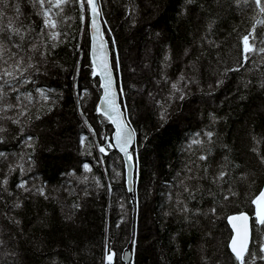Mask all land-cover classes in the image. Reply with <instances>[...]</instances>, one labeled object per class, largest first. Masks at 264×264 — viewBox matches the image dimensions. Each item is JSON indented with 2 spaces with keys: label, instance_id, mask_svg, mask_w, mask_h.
Returning <instances> with one entry per match:
<instances>
[{
  "label": "trees",
  "instance_id": "obj_1",
  "mask_svg": "<svg viewBox=\"0 0 264 264\" xmlns=\"http://www.w3.org/2000/svg\"><path fill=\"white\" fill-rule=\"evenodd\" d=\"M19 3L24 13L21 20L26 16L38 21L26 0ZM100 4L111 54L118 60L116 73L123 93L122 103L128 110L132 127L137 130L134 159L138 172L134 195L131 197L126 185L122 186L126 172L122 156L115 149L104 157V165L96 162L100 154L95 145L101 139L92 137L83 119L93 125V130L111 133L114 128L95 110L102 90L98 77L90 75L89 34L79 22L78 6L68 7L62 15L54 16L60 36L56 47L50 49L51 55L47 56L41 73L35 77L36 83L29 82L20 89L21 93L32 94L30 104L21 97L30 114L35 115L38 109L46 112L51 102L40 99L36 87L45 89V94L56 100L55 107L31 124L15 125L9 120H0L7 128L0 133L6 137L0 142V151H21L22 137L16 136L21 126L25 127L24 135L33 137L34 164L23 178L28 180V186H43L48 197L34 193L23 201L22 209L14 210L13 216L21 221L19 227L9 222L4 201H0V240L4 241L0 244V264H49V257L62 259L69 252L75 258L74 264H102L105 244L114 253L112 264H126L123 253L131 246L134 257L130 264H232L226 247L232 233L226 218L237 211L254 215L250 201L262 187L264 170H257L250 180L239 179L237 171L233 194L227 200L222 198L223 194L217 197L215 218L209 222L201 217L192 227L174 215H165L175 200L174 194L172 202L167 200V186L181 173L186 156H191L182 151L190 136L207 130L204 126L209 123L210 111L221 117L215 125L219 141L213 150L214 156L227 144L234 147L230 159L238 157L252 168L256 154L251 148L256 147L264 154V90L260 86L264 72L257 70L264 62V53L254 54L243 62L239 71L230 72L224 85L211 96H203L197 84L190 85L191 94L169 108L163 127H159V107L155 101L167 95L171 82L181 72L199 82L207 92V82L215 80L217 69L237 63L239 36L256 23L253 35L259 42L264 25L257 23L255 13L243 0L239 7L233 0H207L204 9L196 7L187 16L178 15L183 0H100ZM133 6L135 13L131 11ZM209 15L216 18L210 39L218 46L201 47L198 37L203 34L205 18ZM130 16H134L135 26ZM185 48L189 50L188 55H184ZM165 54L170 60L167 66L162 63ZM162 68L168 77L167 84L161 79ZM247 80L253 81V90L243 87ZM14 99L15 94H11L9 101ZM15 111L12 109L7 115ZM80 111L86 113L84 118ZM146 133L148 140L143 138ZM253 135L258 143L251 139ZM80 136L86 137L83 149ZM89 143L91 148L87 147ZM193 149L198 154L197 146ZM89 151L92 155L87 154ZM15 159L9 157V161ZM5 163H0V169ZM83 163H89L92 171L85 172ZM113 168L120 173L119 178L104 179L105 172L109 177L113 175ZM84 176L88 177L87 181ZM93 176L105 187L97 188ZM19 179L17 169L9 178L10 190H15L14 182ZM108 183L113 186L111 196L106 190ZM15 191L21 199L27 195ZM210 199L206 196L201 207L206 208ZM77 203L81 205L79 208L75 207ZM120 203L124 204L123 209ZM259 239H264V226L253 219L251 251L257 250ZM33 245H39L42 250L35 251ZM57 252L59 257L55 256ZM255 264L261 262L257 260Z\"/></svg>",
  "mask_w": 264,
  "mask_h": 264
},
{
  "label": "snow or ice",
  "instance_id": "obj_2",
  "mask_svg": "<svg viewBox=\"0 0 264 264\" xmlns=\"http://www.w3.org/2000/svg\"><path fill=\"white\" fill-rule=\"evenodd\" d=\"M26 2L33 9V14L38 17V21L29 20L26 16L24 20H21L24 13L21 10L19 0H0V112L5 113V115H0V120H9L15 125L31 124L33 120H40L42 115L53 110L56 100L45 94V89L36 87L35 92L39 95V98L45 102L50 100L51 102L47 104L46 112H41L38 109L35 115L30 114V109L24 105L21 97L23 96L30 104L32 94L28 92L21 93L20 89L29 82L32 84L36 83L35 77L41 73L47 56L51 55L50 49L56 47L60 32L58 31V21L54 19V16L62 15L68 7L75 8L78 6L79 22L85 26V31L91 33L90 75L99 77V86L103 89V94L99 97L100 102L96 104L95 110L102 117L107 118L114 127V131L111 133L100 132L93 130V125L86 118L83 119V123L87 126L92 137L100 136L101 139V142L95 145L100 154L96 162L98 165H104L106 162L104 157L107 156L109 151L115 149L122 154L125 170L132 167V162H134L135 158L133 144L137 136V130L132 127L130 116L126 115L128 110L126 108L122 110L117 102L114 84L117 91L123 94L122 89L119 88L118 83L115 81V73L119 65L118 60L113 59L110 62L109 52L105 50V39L98 25L101 11L97 0H54V2L53 0H26ZM206 2L207 0H183L178 15L187 16L189 13H193L196 7L204 9ZM233 4L239 7L241 0H233ZM243 4L251 8L255 13L254 18L257 23L264 25V0H243ZM9 11H11V15H9ZM131 11L135 13L136 7H131ZM207 11L211 13V9H207ZM125 14L128 15L129 13L126 12ZM130 20L131 24L135 26L136 20L134 16H130ZM215 23L216 18L214 15H209L205 18L203 34L198 37L201 47L204 44L210 47L218 46L215 41L210 39L214 34ZM256 26L257 24L253 23L251 30L239 36V59L237 63L233 67H224L222 70L217 69L215 80L207 82V92H204L203 87L195 79L186 78L183 72L175 81L171 82L167 95L162 97L161 100L155 101L159 107V127H163L167 122L169 108L177 101H184L191 94L190 85L197 84V88L203 96H211L224 85L230 72L239 71L243 67V62L249 61L254 54L264 53V35L259 38V42L257 37L253 35V30H255ZM157 35L159 34L157 33ZM194 42L196 41L194 40ZM188 54L189 50L185 48L184 55ZM162 63L164 66L170 63L167 54H165ZM189 63L193 62L190 61ZM257 70L264 72V62L259 64ZM161 79L166 84L168 83V77L164 74L163 68L161 69ZM181 81L184 82L183 86H181ZM260 86L264 90V79L261 80ZM243 87L247 90H253V81H245ZM11 94H15L14 102L9 101ZM76 104L79 109V98ZM12 109L17 111L13 112L12 115H7ZM80 115L84 118L86 113L80 111ZM21 117L24 119L21 120ZM207 118L209 123L204 126L207 130L197 133L195 136H190L187 145L184 146L182 151L191 153V156H186V162L181 173H177L172 185L167 186V191L169 192L167 200L172 202L173 194L175 195V200L174 203L169 204V210L165 212V215H174L178 219L183 220L189 227L194 226L201 217L209 220V222L215 218L217 214V197L223 194L222 198L227 200L228 196L233 194L232 187L237 180V171L239 172V179L250 180L256 175L257 170H264V154H260L256 147L251 148V151L256 154V164L252 168L248 167L247 161L238 157L230 159L234 147H230L227 144H223L221 152L214 156L213 150L217 147V142L219 141V133L215 131V125L221 117L210 111L207 113ZM6 131L7 128L0 124V133ZM24 133L25 127H19L16 133V136L22 137L19 140L21 145L19 153L0 151V163L7 161L3 169H0V193L4 194L0 195V201H4L5 214L9 222L17 227H19L21 221L16 216H13L12 213L16 209L23 208L24 200L34 193H38L45 199L48 198L43 186H36L35 184L28 186V180L23 178L32 169L34 164L33 153L35 151L32 143L33 137L30 134L24 135ZM109 135L111 137L110 140ZM143 138L148 140L149 134L146 133ZM251 139L258 143L255 135ZM5 140L6 137L0 135V142ZM85 141L86 137L80 136L81 149L85 148ZM193 146H197L198 154L194 151ZM87 147L91 148L92 144L89 143ZM25 149L31 151H25ZM87 154L92 155V152L89 151ZM10 156L16 157V159L9 161ZM82 168L85 172L92 171L89 163H83ZM17 169L21 179L18 182H14V188L22 193H27L23 199L16 195L15 190H10L9 178ZM119 176L120 173L115 168H113L111 177L108 176L107 172L103 174V178L106 180H117ZM83 179L87 181L88 177L84 176ZM92 179L95 181L97 188L105 187L97 177L93 176ZM124 185H126L129 193L133 191L131 178H126L122 186ZM106 190L111 196L113 193L111 183L106 185ZM206 196L211 197V199L207 201L206 208L201 207ZM250 203L254 206L255 223L264 226V188L259 189V194L254 196ZM80 206L79 203L75 205L76 208ZM119 206L121 209L124 208L123 203H120ZM66 219H71V217H66ZM120 219L122 220L123 217ZM227 220L231 224L233 232L226 246L230 250L229 259L232 264H255L257 260L264 264V239L257 241L256 251L249 249L248 214L244 211H237L233 215L227 216ZM3 243L4 241L0 240V244ZM33 248L37 252L42 250L39 245H33ZM246 253L248 254L247 257ZM55 256L59 257L60 253H55ZM113 256L114 253L105 244L102 264H112ZM74 260L75 258L69 252L62 259L49 257V264H74Z\"/></svg>",
  "mask_w": 264,
  "mask_h": 264
},
{
  "label": "water",
  "instance_id": "obj_3",
  "mask_svg": "<svg viewBox=\"0 0 264 264\" xmlns=\"http://www.w3.org/2000/svg\"><path fill=\"white\" fill-rule=\"evenodd\" d=\"M97 3L99 4V6H100V11H101L100 0H97ZM98 25L100 26L101 31H102V34H103V38L105 39V45H104V47H105V50L109 52V58H110V62H111V61H113V60H112L113 56H112V54H111L110 43H109V41H108V39H107V37H106V34H105L104 19H103L102 11H101V17H100L99 20H98ZM88 34H89V39H90V48H89V57H90V55H91V33L88 32ZM116 74H117V73H115V81H116V83H118L119 88H120V82H119V79H118V77H117ZM97 77H98V76H97ZM98 79H99V77H98ZM101 90H102V94H103V89L101 88ZM114 91H116V93H117V102H118V104L121 106V108H122V110H123V109H124V106H123V104H122V94H121L119 91H117V89H116V87H115V84H114ZM99 102H100V101H99ZM100 115H101V114H100ZM126 115H127V114H126ZM101 116H102V115H101ZM106 119H107V118H106ZM109 122H110V121H109ZM113 128H114V127H113ZM136 143H137V141H136V138H135V140H134V144H133V148L136 146ZM119 154H120V153H119ZM120 155L122 156V154H120ZM125 172H126V178H131L132 181H133V191H132L131 193H129V195H130L131 197H133V195H134V188H135V186H136V175H137V163L135 162V160H134V162H132V167L126 169ZM262 188H264V184H263ZM246 213L248 214V217H249V220H248V227H249V246H250V243H251V240H252V227H251V220H252V217L250 216V214H249L248 212H246ZM230 215H233V214H230ZM228 216H229V215H228ZM226 222H227L229 228H230L231 231H232V226H231V224L228 223V220H227V219H226ZM232 234H233V232H232ZM230 239H231V238H230ZM133 257H134V247H133V248H132V246H131V247H127V248L124 250V253H123V257H122V258H123V261H124L126 264H130V262H131V260H132Z\"/></svg>",
  "mask_w": 264,
  "mask_h": 264
},
{
  "label": "rangeland",
  "instance_id": "obj_4",
  "mask_svg": "<svg viewBox=\"0 0 264 264\" xmlns=\"http://www.w3.org/2000/svg\"><path fill=\"white\" fill-rule=\"evenodd\" d=\"M228 225V224H227Z\"/></svg>",
  "mask_w": 264,
  "mask_h": 264
}]
</instances>
